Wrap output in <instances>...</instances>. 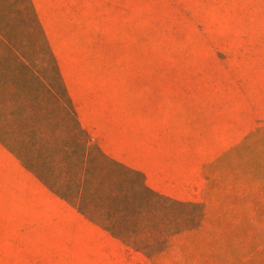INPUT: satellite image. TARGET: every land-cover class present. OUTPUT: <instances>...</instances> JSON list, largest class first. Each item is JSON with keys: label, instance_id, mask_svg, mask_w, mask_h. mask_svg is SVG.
<instances>
[{"label": "rangeland", "instance_id": "1", "mask_svg": "<svg viewBox=\"0 0 264 264\" xmlns=\"http://www.w3.org/2000/svg\"><path fill=\"white\" fill-rule=\"evenodd\" d=\"M41 2L36 19L81 117L143 118L156 149L178 166L187 155L180 195L197 206L173 207L184 231L147 257L0 145V264H264V0ZM29 21L23 0H0L3 32L49 67Z\"/></svg>", "mask_w": 264, "mask_h": 264}, {"label": "trees", "instance_id": "2", "mask_svg": "<svg viewBox=\"0 0 264 264\" xmlns=\"http://www.w3.org/2000/svg\"><path fill=\"white\" fill-rule=\"evenodd\" d=\"M23 4L49 67L35 69L0 25V145L49 192L113 239L147 257L161 253L184 231L175 226L173 207L197 204L159 195L140 172L101 151L77 118L31 1Z\"/></svg>", "mask_w": 264, "mask_h": 264}, {"label": "crops", "instance_id": "3", "mask_svg": "<svg viewBox=\"0 0 264 264\" xmlns=\"http://www.w3.org/2000/svg\"><path fill=\"white\" fill-rule=\"evenodd\" d=\"M31 1L34 6L43 5L42 0ZM66 89L81 126L103 153L118 163L140 172L147 187L159 195L180 202H191L180 195L182 191L188 189L187 155L184 158L187 163L178 166L175 164L176 159L170 154L156 149L157 144L154 141L148 142L145 138L147 122L141 117L136 118L127 113V116L116 121L108 117L83 119L72 92L68 86ZM160 129L163 132L166 130L164 124ZM160 138L162 143L164 140L170 143L166 136L162 135Z\"/></svg>", "mask_w": 264, "mask_h": 264}]
</instances>
